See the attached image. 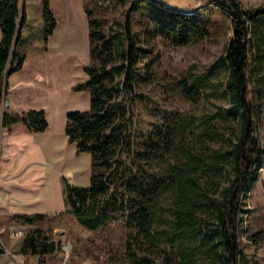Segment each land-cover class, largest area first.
Wrapping results in <instances>:
<instances>
[{"label":"trees","instance_id":"trees-1","mask_svg":"<svg viewBox=\"0 0 264 264\" xmlns=\"http://www.w3.org/2000/svg\"><path fill=\"white\" fill-rule=\"evenodd\" d=\"M208 4L230 17L232 37L213 65L190 73L177 89L193 104L215 99L222 104L213 103L214 109L202 115L171 112L146 132L133 121V104L144 98L139 89L148 78L137 71L142 49L131 14L140 10L156 34L174 46L211 37L212 21L200 8L139 0L123 32L111 35L86 8L92 64L85 67L88 81L74 91H89L91 104L67 114L65 132L78 153L91 154L93 176L87 187L67 183L65 192L68 214L81 227L97 232L124 222V256L106 264H247L240 228L251 212L246 198L264 164L257 136L264 116V3L249 9L240 0ZM43 19L49 38L58 27L49 0L43 1ZM27 20L22 0H0V105L10 89L7 76L24 68L26 57L17 48ZM0 120L4 127L23 124L32 133L50 125L45 110L5 113ZM48 218L15 216L29 225ZM61 249L40 229L27 234L21 252L38 255L45 264Z\"/></svg>","mask_w":264,"mask_h":264},{"label":"rangeland","instance_id":"rangeland-1","mask_svg":"<svg viewBox=\"0 0 264 264\" xmlns=\"http://www.w3.org/2000/svg\"><path fill=\"white\" fill-rule=\"evenodd\" d=\"M43 1L22 0L28 22L17 50L26 60L23 70L7 76L11 90L0 105V117L5 113L23 116L30 110H45L50 125L45 132L32 133L22 124L4 127L0 120V205H13L14 212L22 214L56 217L65 213L46 226L54 239L59 235L57 243L62 249L48 257L45 264H106L124 256L126 227L123 221H117L92 232L68 214L67 183L89 186L93 168L91 154L78 153L76 146L69 144L65 128L69 112L86 111L91 104L89 91H74L88 81L85 67L92 64L86 8L93 10V17L100 19L105 31L112 35L123 32L129 10L139 5V0H49L58 21L49 38L45 35ZM151 1L190 11L200 8L214 27L211 37L200 43L174 46L156 34L152 22L140 10L131 14L132 29L142 49L137 71L148 78L139 89L144 98L133 104L134 126L142 132L154 129L171 112L202 115L214 109L213 103L222 104L217 99L193 104L180 94L177 85L190 73L205 72L224 53L232 37L230 17L208 4V0ZM240 1L246 9L264 3ZM1 38L0 28V41ZM257 136L264 147V116L257 125ZM246 205L251 212L240 228L245 261L264 264V164ZM12 226L0 235L1 248H5L8 235L13 246L24 242V238L13 236L23 227L17 221ZM258 233L261 236L253 238Z\"/></svg>","mask_w":264,"mask_h":264},{"label":"crops","instance_id":"crops-1","mask_svg":"<svg viewBox=\"0 0 264 264\" xmlns=\"http://www.w3.org/2000/svg\"><path fill=\"white\" fill-rule=\"evenodd\" d=\"M10 90H11V87H10L9 91ZM18 125L19 124L14 125L13 128L18 126ZM17 215H24V213L22 214V213L14 212V206L13 205H0V235L1 236L6 234V232L8 231V228H9V230L11 228H13L12 224H14L15 221L20 223L21 227L28 229L29 232L35 231V230H40V229L47 231L46 226H49V224L51 223V221L55 217V216L48 215L49 218L47 221L29 225V224H23L21 221L15 220V216H17ZM26 215H31V214H26ZM23 228H18L16 231L24 230ZM16 231H14V232H16ZM56 233H58V232H56ZM58 236L59 235H57V237H55L56 242H58ZM62 240H63V237L61 238V241ZM6 242H7V244L5 245V248L0 247V250L3 251V253H0V264H36L35 262H37V261L35 259H33L30 255L22 254L21 250H22V246H23L24 242L21 244L17 243L16 246H13L14 241L11 240V238H9V235H8Z\"/></svg>","mask_w":264,"mask_h":264},{"label":"built area","instance_id":"built-area-1","mask_svg":"<svg viewBox=\"0 0 264 264\" xmlns=\"http://www.w3.org/2000/svg\"><path fill=\"white\" fill-rule=\"evenodd\" d=\"M13 236L14 237H17V238H24L27 236V233L20 230V231H16L13 233ZM33 259H35L36 261H39L40 260V256L38 255H30ZM84 264H91L89 261H86L84 262Z\"/></svg>","mask_w":264,"mask_h":264}]
</instances>
